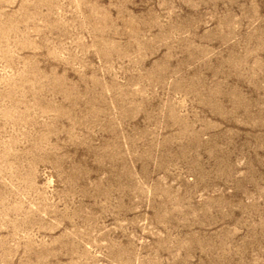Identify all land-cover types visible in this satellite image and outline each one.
Wrapping results in <instances>:
<instances>
[{
  "label": "rangeland",
  "instance_id": "obj_1",
  "mask_svg": "<svg viewBox=\"0 0 264 264\" xmlns=\"http://www.w3.org/2000/svg\"><path fill=\"white\" fill-rule=\"evenodd\" d=\"M0 264H264V0H0Z\"/></svg>",
  "mask_w": 264,
  "mask_h": 264
}]
</instances>
